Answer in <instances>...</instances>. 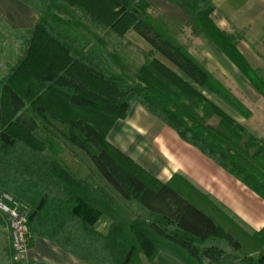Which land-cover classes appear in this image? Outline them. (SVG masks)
Segmentation results:
<instances>
[{
	"label": "trees",
	"instance_id": "1",
	"mask_svg": "<svg viewBox=\"0 0 264 264\" xmlns=\"http://www.w3.org/2000/svg\"><path fill=\"white\" fill-rule=\"evenodd\" d=\"M20 1L37 20L0 80V195L26 208L28 247L45 238L88 264H152L158 253L181 264H264V227L226 229L212 202L204 198L210 210L200 207L190 183L159 182L105 142L115 121L138 104L264 200V136L206 94L245 119L251 111L178 37L188 28L214 44L264 98V79L236 49L243 34L215 25L210 0ZM127 29L148 46H134L144 58L135 69L118 50L133 47ZM57 140L82 151L97 177L77 178ZM114 196L146 215L127 213ZM0 226L9 230L7 264H49L15 260L1 211Z\"/></svg>",
	"mask_w": 264,
	"mask_h": 264
},
{
	"label": "crops",
	"instance_id": "2",
	"mask_svg": "<svg viewBox=\"0 0 264 264\" xmlns=\"http://www.w3.org/2000/svg\"><path fill=\"white\" fill-rule=\"evenodd\" d=\"M210 1L215 7L213 12L215 25L228 33L243 34L236 44V49L243 55L248 65L256 69L264 79V0ZM36 20L37 14L20 0H0V24L8 32L23 33L32 28ZM202 50L204 58L208 61L207 68L211 66L214 71L209 70L215 72L237 97L241 98L240 93L243 91L249 92L250 102L256 114L259 113L261 117L259 119L256 115L262 127H259L258 131L263 129L262 135H256L264 136V98L252 89L244 75L217 50L215 45H207ZM247 107L252 115L249 119L242 117L245 121L254 117L253 111ZM224 111L244 125L245 121L236 114ZM128 116L127 122L117 123L114 127L115 144L149 174L161 182H167L174 174L187 179L197 191L194 198L200 202V207L210 210L204 198L212 202L216 208L215 218L226 229H233L235 225L247 233H254L264 227V200L197 149L183 142L174 131L154 116L144 109H137V104L132 105ZM251 126L256 129L255 122L251 123ZM247 129L252 132L251 129ZM138 208L146 214L143 208L140 206ZM1 228L0 226V231ZM6 245L7 243L3 242L0 248V264H6ZM25 258L49 264H88L41 237L33 240L32 246L25 253ZM152 264L181 263L173 256L158 253Z\"/></svg>",
	"mask_w": 264,
	"mask_h": 264
},
{
	"label": "rangeland",
	"instance_id": "3",
	"mask_svg": "<svg viewBox=\"0 0 264 264\" xmlns=\"http://www.w3.org/2000/svg\"><path fill=\"white\" fill-rule=\"evenodd\" d=\"M212 16H213V13L211 14V17ZM172 21L173 20L168 19V24L170 22H172ZM119 24H120V29H121L123 27V25H124V21L121 19L119 21ZM124 35L133 44V47H125L124 45L123 46L119 45L118 50H119V52H121L125 56L126 64L131 66L132 69H135L139 65L144 63V58L135 50L134 46H138L139 48H143V49L148 48V46L143 40H141L134 32L130 31L129 29L125 30ZM178 37H179V40H180L179 42L180 43H183L184 45L189 46V48H188L189 52L197 60L206 62V64L208 63L207 59L204 58V56H203V50L202 49L207 47V45H213L214 46V44L207 43L204 38H197V37L191 36L190 35V31H189L188 28L184 30V35L183 36L179 34ZM23 38L24 37H23L22 33H10L6 29H4L3 26L0 24V80L3 79L6 76V74L9 72L10 68L13 66V64L16 62V60L19 58L20 53H21L20 48H21V43L23 41ZM42 58H44V55L42 56ZM159 58L161 60H163L160 56H159ZM208 69H211L212 71H214V69L211 66H208ZM248 93H249L248 91H246V92L243 91L242 93H240L241 98H239V99H241L242 102L244 101V103L247 106H249L250 109L254 113V117L251 120H249V121H245L238 113H236L232 108H230L227 104H225L218 97H216L214 95H208V94H206V96L210 99V101H212L221 110L224 109L227 112L228 111L232 112V113L236 114L238 117H240L243 121H245L244 125H245L246 128L251 129L252 132H254L257 135H262L263 134V129L258 131L259 127L262 128L260 126L261 122L257 119V117L258 118L260 117V114L259 113L256 114V110L254 109L253 105L250 102V97H249ZM59 108H61V107H59ZM138 108L139 109H143L142 107H140L137 104V109ZM58 110L61 113L65 114L64 107H62L61 109H58ZM256 115H257V117H256ZM128 120H129V116L127 115L126 117L120 118V119L115 121V123L108 130V132H107V134L105 136L106 144L111 146V148H113L121 156L127 157L134 164L139 166L149 176H151L152 178H154L157 181L161 182V180H159L158 178H156V177L152 176L151 174H149L143 167H141L138 163H136L132 158L127 156L121 149H119L118 145L115 144L116 136L113 135V130H114L115 125L117 123L127 122ZM253 122H255V124H256V129H254L251 126V123H253ZM57 143H58L57 149L60 150V152L58 153L59 156L63 157V158H66L67 163L70 164V167L72 168V170L75 173V175L77 176V178L78 177L79 178H85V177L89 176L90 178L95 179V177H97L96 168L94 167V165L91 166V163L88 161L87 157L85 156V154L82 151H80L79 149L75 148L74 146H72V145H70L69 143H66V142H62V141H58L57 140ZM72 153H73L74 156L71 157ZM69 157H70L71 160H69ZM118 157H119V155H118ZM173 177L180 178V180L183 179L185 182L190 183L187 179L183 178L179 174L172 175L169 178L168 181H172ZM190 184L193 186L192 183H190ZM177 187L179 189H181L183 187V185H182V187L179 186V185ZM114 197H115L116 201L118 202V205L121 206L123 208V210H126L127 213L128 212H133L134 214L140 215V216H145L146 215L144 212H142L138 208V205L136 203H134V202L133 203H125L122 200H120L119 198H117L116 196H114ZM98 228L100 230H102L104 228V223H102V221L99 223V227ZM1 229H2L1 230L2 232L1 231L0 232L2 233V235L0 237V248L3 245V242L10 243L9 234H8L9 230L7 229L6 226H3Z\"/></svg>",
	"mask_w": 264,
	"mask_h": 264
},
{
	"label": "built area",
	"instance_id": "4",
	"mask_svg": "<svg viewBox=\"0 0 264 264\" xmlns=\"http://www.w3.org/2000/svg\"><path fill=\"white\" fill-rule=\"evenodd\" d=\"M0 211L6 214L9 219L12 248L16 253L14 259L25 258L30 239L27 232L26 208L13 201L9 195L1 194Z\"/></svg>",
	"mask_w": 264,
	"mask_h": 264
}]
</instances>
